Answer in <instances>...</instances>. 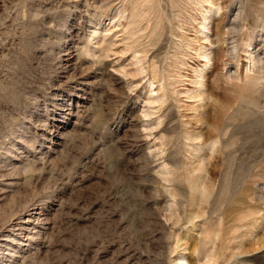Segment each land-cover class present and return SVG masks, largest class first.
<instances>
[{
    "label": "rangeland",
    "instance_id": "obj_1",
    "mask_svg": "<svg viewBox=\"0 0 264 264\" xmlns=\"http://www.w3.org/2000/svg\"><path fill=\"white\" fill-rule=\"evenodd\" d=\"M0 264H264V0H0Z\"/></svg>",
    "mask_w": 264,
    "mask_h": 264
},
{
    "label": "bare ground",
    "instance_id": "obj_2",
    "mask_svg": "<svg viewBox=\"0 0 264 264\" xmlns=\"http://www.w3.org/2000/svg\"><path fill=\"white\" fill-rule=\"evenodd\" d=\"M238 12H239V11H238ZM237 14H238V13H237ZM235 18H236V19H237V18L239 19V18H240V15H239V14L236 15ZM234 20H235V19H234ZM230 25H231V24H230ZM233 28H234V27H233ZM236 32H238V31H236ZM233 34H234V33H233ZM235 41H236V40H235ZM235 41H234V42H235ZM243 41H245V40H243ZM231 44H232V43H231ZM234 44H235V43H234ZM248 44H249V42H248ZM233 48H234V47H233ZM249 52H250V51H249ZM251 57H252V56H251ZM254 59H255V58H254ZM256 62L259 63V62H260V59H257ZM26 221H28V220H26V219H21V223H24V222H26Z\"/></svg>",
    "mask_w": 264,
    "mask_h": 264
}]
</instances>
